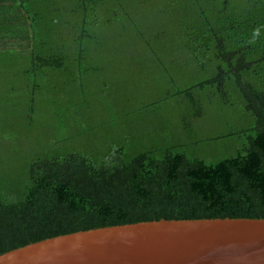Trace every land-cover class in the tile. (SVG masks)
Wrapping results in <instances>:
<instances>
[{
    "label": "trees",
    "instance_id": "obj_1",
    "mask_svg": "<svg viewBox=\"0 0 264 264\" xmlns=\"http://www.w3.org/2000/svg\"><path fill=\"white\" fill-rule=\"evenodd\" d=\"M218 218L264 219V0H0V255Z\"/></svg>",
    "mask_w": 264,
    "mask_h": 264
},
{
    "label": "water",
    "instance_id": "obj_2",
    "mask_svg": "<svg viewBox=\"0 0 264 264\" xmlns=\"http://www.w3.org/2000/svg\"><path fill=\"white\" fill-rule=\"evenodd\" d=\"M0 264H264V219L140 222L48 238Z\"/></svg>",
    "mask_w": 264,
    "mask_h": 264
},
{
    "label": "rangeland",
    "instance_id": "obj_3",
    "mask_svg": "<svg viewBox=\"0 0 264 264\" xmlns=\"http://www.w3.org/2000/svg\"><path fill=\"white\" fill-rule=\"evenodd\" d=\"M117 72H121L119 69L116 70ZM107 114V113H106ZM108 115V116H107ZM107 115H102L100 114V117H98V119L104 123L107 122V120L111 121V124L115 123V117H113L111 114H107ZM215 116L217 117V112L215 109H213L212 111V117H211V123L213 122V120L215 119ZM223 118H221L218 123L215 126V132H217V130L219 129L220 126L222 125H226V122L223 120ZM215 121L212 123V131H213V126H214ZM62 126L63 125H58V134L62 133ZM214 132V131H213ZM30 141V139H28Z\"/></svg>",
    "mask_w": 264,
    "mask_h": 264
}]
</instances>
